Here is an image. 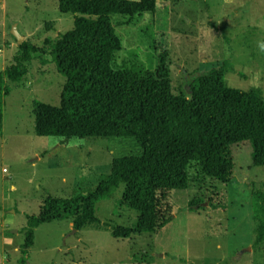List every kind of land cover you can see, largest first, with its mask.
I'll list each match as a JSON object with an SVG mask.
<instances>
[{"label": "rangeland", "instance_id": "1", "mask_svg": "<svg viewBox=\"0 0 264 264\" xmlns=\"http://www.w3.org/2000/svg\"><path fill=\"white\" fill-rule=\"evenodd\" d=\"M73 15L58 0H0V71L14 64L26 42L47 50L73 28ZM121 47L114 69L155 66V51H166L173 95L188 93L191 74L228 60L227 86L256 90L264 98V0H155L153 13L111 17ZM124 20V21H123ZM16 30L22 40L16 41ZM40 57V56H39ZM25 62L19 82L2 103L0 128V264H264V242L253 246L252 190L264 191V166L252 162L249 141L231 145L233 176L222 183L204 175L193 161L188 186L170 193L171 218L156 232L111 235L113 226L132 227L138 212L120 202L121 185L99 200V224L80 230L72 219L53 220L34 229L25 255L22 228L37 215L47 196L70 198L91 192L105 180L112 160L141 156L131 137L38 136L35 102L57 106L65 77L45 53ZM198 202V203H196ZM3 236L13 247L4 248Z\"/></svg>", "mask_w": 264, "mask_h": 264}, {"label": "trees", "instance_id": "2", "mask_svg": "<svg viewBox=\"0 0 264 264\" xmlns=\"http://www.w3.org/2000/svg\"><path fill=\"white\" fill-rule=\"evenodd\" d=\"M58 9L74 16L73 28L47 50L22 42L14 64L0 71V128L3 99L10 91L6 80L19 82L27 73L25 62L47 53L65 82L59 105L34 103L36 135L131 137L142 155L113 159L109 176L87 194L47 196L39 213L27 216L22 255L33 245L40 224L68 218L75 230L99 224L97 202L121 185L120 202L138 215L134 226H113L111 235L127 238L168 223L170 193L187 188L191 162L204 175L228 183L233 176L231 145L249 141L253 164L264 166V98L256 90L225 84L228 60L191 74L188 96L171 92L166 51H155L152 69L112 67L121 42L111 17H125L128 24L135 15L153 13L155 0H58ZM252 195L253 246H259L264 242V191L254 188Z\"/></svg>", "mask_w": 264, "mask_h": 264}, {"label": "crops", "instance_id": "3", "mask_svg": "<svg viewBox=\"0 0 264 264\" xmlns=\"http://www.w3.org/2000/svg\"><path fill=\"white\" fill-rule=\"evenodd\" d=\"M2 243H3L4 248H11V247H13V243H12V239L11 238H8L7 239V238H5L3 236Z\"/></svg>", "mask_w": 264, "mask_h": 264}, {"label": "water", "instance_id": "4", "mask_svg": "<svg viewBox=\"0 0 264 264\" xmlns=\"http://www.w3.org/2000/svg\"><path fill=\"white\" fill-rule=\"evenodd\" d=\"M12 32L16 38V41L19 42V44H20V42L22 40V36L16 30H12Z\"/></svg>", "mask_w": 264, "mask_h": 264}, {"label": "clouds", "instance_id": "5", "mask_svg": "<svg viewBox=\"0 0 264 264\" xmlns=\"http://www.w3.org/2000/svg\"><path fill=\"white\" fill-rule=\"evenodd\" d=\"M257 47L261 52H264V42H258Z\"/></svg>", "mask_w": 264, "mask_h": 264}]
</instances>
